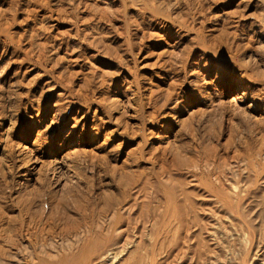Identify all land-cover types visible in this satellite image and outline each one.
<instances>
[{
    "label": "rangeland",
    "instance_id": "obj_1",
    "mask_svg": "<svg viewBox=\"0 0 264 264\" xmlns=\"http://www.w3.org/2000/svg\"><path fill=\"white\" fill-rule=\"evenodd\" d=\"M0 212V264H264V0H0Z\"/></svg>",
    "mask_w": 264,
    "mask_h": 264
},
{
    "label": "bare ground",
    "instance_id": "obj_2",
    "mask_svg": "<svg viewBox=\"0 0 264 264\" xmlns=\"http://www.w3.org/2000/svg\"><path fill=\"white\" fill-rule=\"evenodd\" d=\"M27 211L28 210H26V212ZM115 214L113 212L108 217V219L106 220L110 225L112 222H116L117 220H120V218H121L120 215H115ZM3 220H5V224H7V225L9 224L8 228H10V231H7L8 233H6V235H5L4 234V232H5L4 228H1L0 239L2 241L4 240V242H6L7 245H9V247L10 246L14 247L15 251L13 250L14 252L12 253L11 259H13L15 257H19L21 255L25 257L26 254L28 256L31 255L27 251V248H26L27 246L19 245L18 240L14 239L16 235H14L12 233L11 226H12V223L15 222V219L11 218V216L9 217V216L4 215L3 212H0V222ZM67 224L69 226H67L65 228V231H64L65 236L62 238L63 241H60V248L61 249L57 246L52 252V253L56 252L55 257H57V260L60 263H62V264H77L80 261H82L88 257L93 258V256H96L99 261L102 259H106V258H112V260L115 259L116 253H114L112 250H110V248H109L110 247L109 246L110 240L109 239L103 238L100 233H95L94 231H91L92 227L85 225V223H84V225H80L78 221L74 222L72 219H70V220H68ZM0 226H2L1 223H0ZM107 229H108V227H107ZM114 229H116V228H113L112 231ZM102 230H104V229H102ZM117 230H115V231H117ZM122 232H123V230H122ZM122 235H124V234L122 233ZM24 239L25 238H23L22 240H24ZM80 241L82 243L80 248H78L76 252H73L72 248L74 246H76L78 244V242H80ZM1 243L3 244V242H1ZM1 247H3V245ZM3 248L5 249V247H3ZM58 249L63 251L61 253V255H58ZM8 250H11V248ZM5 254H7L6 251L1 249L2 258L4 259V261L5 260L9 261L8 257L7 258L5 257L6 256ZM15 259H17V258H15ZM0 261H2V260H0Z\"/></svg>",
    "mask_w": 264,
    "mask_h": 264
}]
</instances>
